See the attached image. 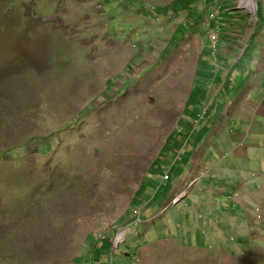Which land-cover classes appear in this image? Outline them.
<instances>
[{
    "label": "rangeland",
    "instance_id": "rangeland-1",
    "mask_svg": "<svg viewBox=\"0 0 264 264\" xmlns=\"http://www.w3.org/2000/svg\"><path fill=\"white\" fill-rule=\"evenodd\" d=\"M158 1L0 0V264H250L199 250L202 223L188 227L185 201L168 204L163 177L201 142L217 93L210 85L199 107L197 87L223 67L220 53L260 52L264 0L229 11L202 0L193 12ZM230 35L244 37L239 48ZM242 56L227 65L239 86Z\"/></svg>",
    "mask_w": 264,
    "mask_h": 264
},
{
    "label": "crops",
    "instance_id": "crops-1",
    "mask_svg": "<svg viewBox=\"0 0 264 264\" xmlns=\"http://www.w3.org/2000/svg\"><path fill=\"white\" fill-rule=\"evenodd\" d=\"M179 1L183 4V0ZM184 1L185 6L193 12L196 3L202 0ZM158 2L167 6L172 1ZM209 4L212 5L210 2ZM231 5L230 0L222 2L227 11L235 9ZM234 26L239 27L237 23ZM259 32L260 52H249L247 45L246 49H243L244 53L241 52L236 57L234 53L228 52L226 55L222 51L220 54L224 59L223 67L218 69L215 77H211L213 80L203 90L197 87L199 91L196 100L199 107L207 88L212 86L218 95L212 99L209 109L204 111L203 120L208 119V122L203 127L201 142L194 151H183L186 156L175 179L171 169L165 172H172L171 179L166 181L163 177L164 184L168 187V204L173 206L174 199L180 194L190 215L188 227L195 219L202 223L196 239L191 240L194 245H198L199 250H207L209 244L228 249L237 259L244 257L242 254H249L250 264H264V246L258 245L259 242L264 244V222L260 223L261 221H256L254 217L256 206H261L264 211V25L260 27ZM253 36L255 35L252 34ZM236 37L244 38L238 35L226 38L233 43L234 49L239 48ZM241 56L246 59L243 86L233 83V77L230 78L234 67L227 68L228 64H234ZM193 90L195 91V88ZM226 96L229 100L232 99L231 103L218 100ZM205 100L203 103H206ZM182 111L180 118L182 116L183 119L186 109ZM237 123L243 126L238 129ZM252 159H258V163H253ZM210 172L211 177L207 183L199 184L202 176ZM193 177L196 184H199L196 192L190 190L187 185ZM230 190L237 193L233 200L231 196L234 194L231 195ZM218 192L219 194H216ZM226 196L230 200H226ZM187 234L190 236L189 232ZM233 237L237 245L231 243L230 249L227 243ZM233 245L236 248L233 249ZM250 249L253 251L249 252Z\"/></svg>",
    "mask_w": 264,
    "mask_h": 264
},
{
    "label": "clouds",
    "instance_id": "clouds-1",
    "mask_svg": "<svg viewBox=\"0 0 264 264\" xmlns=\"http://www.w3.org/2000/svg\"><path fill=\"white\" fill-rule=\"evenodd\" d=\"M224 1V0H223ZM208 2H211V0H209ZM236 3H237V6H238V3H239V0H237L236 1ZM253 3L256 5V7L259 5V0L257 1V3H256V0H253ZM248 6V5H247ZM221 7H225V6H221ZM221 7H219V8H221ZM238 7H240V6H238ZM220 12V10L219 11H217L216 13H215V15L214 16H212V17H218V15L220 14L219 13ZM190 15V14H189ZM208 20H210V19H208ZM211 21V20H210ZM210 21H209V23H210ZM179 27V26H178ZM178 27H177V29H178ZM217 28V32L216 33H213L212 32V26L210 25V27H209V40H210V35L212 34H217V33H219V36H218V41H217V43H216V52L218 51V43H219V41H220V34H221V32H220V28H219V26H217L216 27ZM210 44H211V47L213 48V44L211 43V41H210ZM213 51H214V48H213ZM215 52V53H216ZM169 174V179H167L166 180V178H165V176H167ZM171 174H172V172L171 171H169V172H167L166 174H165V176H164V180H166V181H168V180H170L171 179ZM194 184H196V180L193 182V183H191V186L192 185H194ZM190 186V187H191ZM189 187V188H190ZM141 190V188H139V191ZM176 199H179L178 201H177V203H175V200ZM182 196L179 194L175 199H174V201H173V205H179L181 202H182ZM259 207V206H258ZM255 208H257V207H255ZM255 208H254V214H255V216H256V218H257V220L258 221H262V219H263V215H262V218L260 219L259 217H258V214H256V210H255ZM261 214H263V211L261 210Z\"/></svg>",
    "mask_w": 264,
    "mask_h": 264
},
{
    "label": "built area",
    "instance_id": "built-area-1",
    "mask_svg": "<svg viewBox=\"0 0 264 264\" xmlns=\"http://www.w3.org/2000/svg\"><path fill=\"white\" fill-rule=\"evenodd\" d=\"M240 1H242V0H239V3L241 4V2ZM252 2H253V0H252ZM245 4H249V1H246L245 2ZM242 5V4H241ZM243 6V5H242ZM247 9H249L248 8V6H247ZM250 10V9H249ZM218 36H219V33H217V34H211L210 35V41H211V43L213 44V48H214V53L216 52V43H217V41H218ZM165 178H166V180L167 179H169V174L167 175V176H165ZM179 199H176L175 200V203H177V201H178ZM256 214H258V217L261 219L262 218V214H261V209H257L256 210Z\"/></svg>",
    "mask_w": 264,
    "mask_h": 264
},
{
    "label": "bare ground",
    "instance_id": "bare-ground-1",
    "mask_svg": "<svg viewBox=\"0 0 264 264\" xmlns=\"http://www.w3.org/2000/svg\"><path fill=\"white\" fill-rule=\"evenodd\" d=\"M246 1H249L248 8L250 10H255L256 5L252 2V0H242L241 4L244 6ZM122 238H123V234H120L119 238H118V241L121 240Z\"/></svg>",
    "mask_w": 264,
    "mask_h": 264
},
{
    "label": "trees",
    "instance_id": "trees-1",
    "mask_svg": "<svg viewBox=\"0 0 264 264\" xmlns=\"http://www.w3.org/2000/svg\"><path fill=\"white\" fill-rule=\"evenodd\" d=\"M177 1H179V0H177ZM207 1H208V0H207ZM207 4H209V2H207ZM180 28H181V26L178 27L177 31H178Z\"/></svg>",
    "mask_w": 264,
    "mask_h": 264
}]
</instances>
